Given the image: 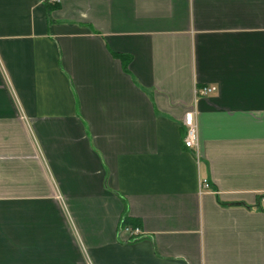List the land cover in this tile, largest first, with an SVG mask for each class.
<instances>
[{
  "label": "crops",
  "instance_id": "0c3cea01",
  "mask_svg": "<svg viewBox=\"0 0 264 264\" xmlns=\"http://www.w3.org/2000/svg\"><path fill=\"white\" fill-rule=\"evenodd\" d=\"M262 194L264 0H0V264H264Z\"/></svg>",
  "mask_w": 264,
  "mask_h": 264
},
{
  "label": "built area",
  "instance_id": "2783aa9c",
  "mask_svg": "<svg viewBox=\"0 0 264 264\" xmlns=\"http://www.w3.org/2000/svg\"><path fill=\"white\" fill-rule=\"evenodd\" d=\"M51 2H60L61 0H47ZM215 86H204L196 89V95H208L216 91ZM196 111L192 106L184 112L183 115V127H184V136L182 138L183 145L194 151V155L199 159L200 157V139L198 124L196 121ZM212 190L211 184L207 179L200 181V192ZM259 204L264 207V194L260 196ZM123 230L129 233V236H138L144 234L139 227L126 226Z\"/></svg>",
  "mask_w": 264,
  "mask_h": 264
},
{
  "label": "trees",
  "instance_id": "16d2710c",
  "mask_svg": "<svg viewBox=\"0 0 264 264\" xmlns=\"http://www.w3.org/2000/svg\"><path fill=\"white\" fill-rule=\"evenodd\" d=\"M184 131H182V138H183V136H184ZM125 212H126V214H127V204L125 203ZM133 225L132 227H136V226H138L139 224H138V222L135 220V219H132L131 217H129V215L127 214L126 216H125V218H123L122 219V221H121V225H120V228L121 229H123L124 227H126V226H131V225ZM145 236L143 235V234H141V235H138V236H133V235H131V236H129V241H137V240H139V239H142V238H144Z\"/></svg>",
  "mask_w": 264,
  "mask_h": 264
}]
</instances>
